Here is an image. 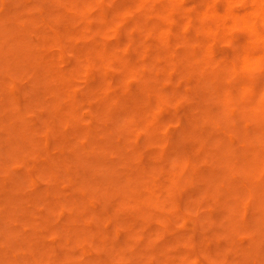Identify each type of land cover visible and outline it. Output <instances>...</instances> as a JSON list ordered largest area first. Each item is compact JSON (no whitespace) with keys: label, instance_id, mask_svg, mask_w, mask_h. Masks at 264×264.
Masks as SVG:
<instances>
[{"label":"clouds","instance_id":"1","mask_svg":"<svg viewBox=\"0 0 264 264\" xmlns=\"http://www.w3.org/2000/svg\"><path fill=\"white\" fill-rule=\"evenodd\" d=\"M0 264H264V0H0Z\"/></svg>","mask_w":264,"mask_h":264}]
</instances>
